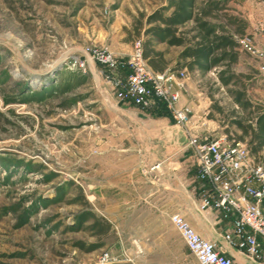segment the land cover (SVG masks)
I'll use <instances>...</instances> for the list:
<instances>
[{
	"label": "rangeland",
	"instance_id": "rangeland-1",
	"mask_svg": "<svg viewBox=\"0 0 264 264\" xmlns=\"http://www.w3.org/2000/svg\"><path fill=\"white\" fill-rule=\"evenodd\" d=\"M210 1L219 9L205 20L231 33L247 21L251 33L239 37L254 53L240 44L234 61L199 70L179 65L181 46L160 47L186 72L172 85L191 110L185 128L235 139L232 121L264 109V0ZM168 2L0 0V264H198L168 219L178 212L197 231L198 214L166 168L152 171L174 151L190 154L185 128L169 115H122L143 110L115 103L113 78L86 53L106 49L124 63L132 41L146 37L145 16ZM179 29L196 31L192 20ZM262 156L264 146L252 157Z\"/></svg>",
	"mask_w": 264,
	"mask_h": 264
},
{
	"label": "built area",
	"instance_id": "built-area-1",
	"mask_svg": "<svg viewBox=\"0 0 264 264\" xmlns=\"http://www.w3.org/2000/svg\"><path fill=\"white\" fill-rule=\"evenodd\" d=\"M264 40V30L261 33ZM251 53L255 50L244 38L235 39ZM88 59L106 68L113 78L114 96L141 110L150 111L162 103L171 119L185 128L190 116L188 105H178L179 92L173 89L186 77L184 69L152 70L142 56L140 38L132 41L127 60H116L106 49H87ZM264 59V44L256 53ZM85 72L91 66L86 60L73 58ZM124 74H118L120 66ZM264 77V62L258 67ZM186 144L194 161V179L200 182L195 212L216 211L219 222L229 221V229L220 235L216 246L203 238L178 212L169 214L172 227L179 234L187 251L198 264H237L227 254L228 248L238 250L248 264H264V169L248 152L246 144L225 136L195 135L185 128ZM156 166H153V168Z\"/></svg>",
	"mask_w": 264,
	"mask_h": 264
},
{
	"label": "trees",
	"instance_id": "trees-1",
	"mask_svg": "<svg viewBox=\"0 0 264 264\" xmlns=\"http://www.w3.org/2000/svg\"><path fill=\"white\" fill-rule=\"evenodd\" d=\"M194 3L195 0H169L166 7L157 8L145 16L146 28L143 29V34L146 37L141 42L142 56L152 70L161 72L166 63L163 51L154 48L155 43L181 46L179 65L187 69L195 67L199 70H209L226 57L230 61L236 59V48L240 45L232 33L221 25H213L205 20V16L219 9V3L208 0L198 9H195ZM164 10L168 12L163 13ZM189 20L194 21L196 31L185 37V32L181 31L179 26ZM235 21L236 19L233 20ZM150 113L154 116L168 115L162 103L150 110ZM232 123L240 130V135L235 139L245 140L249 154L256 157L264 146V109H256L253 115L248 114L244 122L234 120ZM261 159L264 169V156ZM106 226L98 228L103 232Z\"/></svg>",
	"mask_w": 264,
	"mask_h": 264
},
{
	"label": "crops",
	"instance_id": "crops-1",
	"mask_svg": "<svg viewBox=\"0 0 264 264\" xmlns=\"http://www.w3.org/2000/svg\"><path fill=\"white\" fill-rule=\"evenodd\" d=\"M249 28H250V25L248 24V22L244 21V23L240 26V28L238 30L234 31L232 33V35L234 37H239L242 35H249L251 33ZM161 44H163L164 46H167L164 43H156L154 48L156 50L162 51L163 49H161V47H160ZM163 58L166 61V63L164 64L163 71L171 69V64H170L171 62L167 61L168 59H165L164 53H163ZM115 103H117L123 107H126L128 105V102L121 101V100H118V102L115 100ZM120 112H123V113H121L122 115L124 114V115L130 116L133 119V121L142 122V120H144V121L150 120V121H160L162 123L164 121H166V117L154 116L150 113V111H148V112L144 111V110L143 111H139V110L138 111H131V110L120 109ZM190 133L197 135V134H200L201 132H200V130L197 129V127L192 126L190 128ZM166 134H167L166 136L168 138L170 133L166 132ZM179 152L180 151H174V153H172L168 156V159L173 160L170 162V165L168 163H165V161L160 162V163H156L157 166L154 167L152 171L154 172L156 168H160V167H161L162 171L167 169L168 171H165V172H168L169 173L168 175H170L172 177L170 180L171 181L173 180L172 182L169 183V184L173 185L172 189L174 191L176 190L177 192L181 193L182 194L181 200L183 201V203L188 204L190 210H194L195 203L197 202V194L196 193L199 189L200 182L195 180L193 177V175H194V161L192 159V156L190 154L185 155L183 153H181L179 155ZM197 214H198V222H197V225L195 224V226H196L197 231L200 234V236L213 241L216 246L221 245L220 235L224 231L229 229V221L219 222L217 219L218 214L216 211H203V212H200ZM209 214L214 215L216 217V220L212 221L211 218L209 216H207ZM217 230H219L218 233L216 232ZM226 252H227V254L231 255L234 258V260L237 264H248V260L238 250H236L234 248H228ZM263 253H264V251H263Z\"/></svg>",
	"mask_w": 264,
	"mask_h": 264
}]
</instances>
